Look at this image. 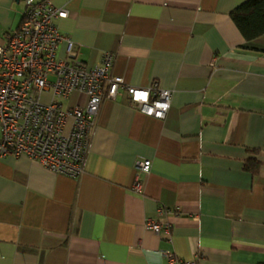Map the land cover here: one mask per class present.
Segmentation results:
<instances>
[{"label":"crops","instance_id":"obj_1","mask_svg":"<svg viewBox=\"0 0 264 264\" xmlns=\"http://www.w3.org/2000/svg\"><path fill=\"white\" fill-rule=\"evenodd\" d=\"M50 1L79 59L112 52V75L156 81L170 104L155 118L123 91L103 99L77 177L1 157L0 264H264V34L247 41L231 19L245 0ZM23 8L0 0V44Z\"/></svg>","mask_w":264,"mask_h":264},{"label":"built area","instance_id":"obj_2","mask_svg":"<svg viewBox=\"0 0 264 264\" xmlns=\"http://www.w3.org/2000/svg\"><path fill=\"white\" fill-rule=\"evenodd\" d=\"M21 1V22L0 44V158L26 156L47 171L77 177L84 170L90 132L103 99L114 100L123 91L135 109L165 117L170 90L156 81L147 87L125 84L111 74L114 55L109 51L102 54L100 64L87 65L78 58L73 41L60 34L53 22L67 15L65 9L50 0ZM61 41H65V52L57 57ZM73 93L82 95L84 102L77 98L67 105ZM149 165V160L136 163L142 171ZM139 187L136 179L134 188ZM169 226L157 220L145 222V228L153 232H168ZM163 254L168 260L175 258L172 252Z\"/></svg>","mask_w":264,"mask_h":264},{"label":"trees","instance_id":"obj_3","mask_svg":"<svg viewBox=\"0 0 264 264\" xmlns=\"http://www.w3.org/2000/svg\"><path fill=\"white\" fill-rule=\"evenodd\" d=\"M230 16L245 40L264 34V0H245L230 12ZM256 164L253 160L248 166L252 168Z\"/></svg>","mask_w":264,"mask_h":264},{"label":"rangeland","instance_id":"obj_4","mask_svg":"<svg viewBox=\"0 0 264 264\" xmlns=\"http://www.w3.org/2000/svg\"><path fill=\"white\" fill-rule=\"evenodd\" d=\"M43 100H46V95L43 97ZM67 103V102H66Z\"/></svg>","mask_w":264,"mask_h":264}]
</instances>
